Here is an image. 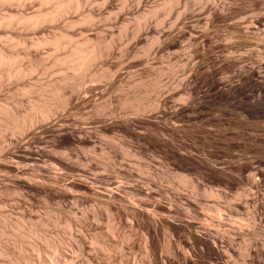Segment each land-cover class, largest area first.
<instances>
[{"label":"rangeland","instance_id":"obj_1","mask_svg":"<svg viewBox=\"0 0 264 264\" xmlns=\"http://www.w3.org/2000/svg\"><path fill=\"white\" fill-rule=\"evenodd\" d=\"M102 2L88 0L86 9L106 13L95 17L94 26L72 32L113 40L109 68L119 69L121 76L98 85L95 98L91 94L106 104L99 114L84 104L52 118L69 128L87 123V133L72 136L34 127L19 136V146H9L36 152L31 164L8 162L0 148V250L7 252L0 255V264H21L19 244L30 248L36 242L39 253L26 254L45 264L50 240L62 243V253L73 256L75 264H179L186 249L175 243L185 235L184 222L191 216L186 211L173 218L156 216L163 224L159 221L153 235L156 256L151 259L141 247L151 224L130 206L158 201L167 206L173 196L180 202L197 198L211 217L214 207L225 219L236 217L243 228L238 258L242 250L256 246V254L242 262L264 264V0H172L170 11L148 18L137 38L131 37L132 24L119 37L121 22L139 4L148 9L162 0H127L123 11L121 0H109L105 8ZM153 38L158 42L144 54ZM53 78L49 73L40 79ZM33 97L20 99L27 104ZM152 100L157 107L151 111L147 106ZM139 105L146 109L138 112ZM118 116L128 118L130 125L120 124ZM7 134L0 135L5 146ZM109 184L114 194L106 191ZM18 226L32 236L20 239L13 233ZM168 240L178 248L173 260L164 250ZM212 260L221 264L225 258ZM194 262L189 261L201 264Z\"/></svg>","mask_w":264,"mask_h":264},{"label":"bare ground","instance_id":"obj_2","mask_svg":"<svg viewBox=\"0 0 264 264\" xmlns=\"http://www.w3.org/2000/svg\"><path fill=\"white\" fill-rule=\"evenodd\" d=\"M108 1L109 0H103V2L100 4V7H104L106 4H108ZM97 3L99 4V2ZM120 3L121 6L119 7V10L123 11V9L126 8L127 0H121ZM87 4H88V0H0V135L6 132L7 133L9 132L12 135L9 138L10 134H7L8 139L6 140L7 142L6 146L4 145L5 142L4 144H1L2 143L1 142L0 148H1V157L7 159L8 162L12 161L14 165L15 164L22 165V163L26 164V162L28 161L29 163L35 162L34 159L35 157L33 158V156L36 152H34L33 154L31 153V151H28L27 148L23 149V151L22 150L21 151L18 150L17 152L14 151L15 146L17 147L19 141L21 140L19 136L24 135L26 132L32 129L35 130L34 127H38V126L45 129L51 128L50 130H52L53 128H55L53 130H56L57 128L59 133L60 132L68 133L72 136H74L73 133H75V135L77 133L79 135L83 133L85 134L87 133V130L84 127L85 123L77 124L74 127L73 125H71V127L73 128H69L70 124L68 125L69 127L66 126L67 125L66 123H65L66 125L54 124L55 121L57 120L55 119L54 121H52V118L60 115V113L66 112L68 110H72L71 108L77 109V107L84 104L89 105V107L87 108H90L91 106L92 107L91 111H93L94 114H99L106 107V104H103V102L98 103L96 102V100L93 99L96 97L94 95L95 90L99 92V90L97 89L101 88V86L100 88L99 87L97 88L98 85L103 84L102 82L107 80H109L110 82L112 80H115L114 79L116 78L115 76L119 74V69L111 72L110 70L111 67L109 65L111 50L113 49L114 46L113 43L111 42L113 40H111L110 42L102 41L99 38L95 40L93 39V37L91 38L88 35H84L85 33L81 31L83 28L80 30L81 32L78 33H74V31L72 32V30H76L75 28L78 26H88V28L94 26V22H96L95 17L102 16L104 12L106 13V11H104L105 7L103 8L104 12H102L101 10H97V12H95L96 10H94L93 8L88 7L86 9ZM171 5H172V0H162L160 4H157L152 7L149 6L150 8L148 9L140 8V4H139V7L135 12V14H133L132 17L129 18L128 20H125L126 23L121 22L120 24L121 26L118 27L120 28L119 37H122V35L124 34L126 35V33H128L126 32L128 26L132 24L133 36L131 37L137 38L138 34L142 30H144V28L146 30L145 26L148 18L150 19V17L152 16L154 18V16H156L154 14L159 10H162L163 12L164 11L169 12ZM82 9H84L83 12H81ZM96 29L98 28L96 27ZM76 35L77 36L79 35L78 36L79 38H76L75 37ZM157 42H158V38H153L147 44L148 48L144 50V54L147 53L148 50H150L151 46ZM47 48L48 51L45 50ZM41 49L42 50L44 49L46 52L43 51L41 52ZM129 54L131 55V53ZM114 68H117V65H115ZM49 73L50 75L51 73L55 74V78H53V80L50 81L48 79L49 82L48 81L44 82L40 79L45 75L49 76ZM119 75H117V77ZM30 94L32 96L34 95L33 97L34 99L29 102L27 100L28 103L25 104L26 100L24 101L25 102L24 103L22 101V98ZM91 94L94 95V98H92ZM20 97L22 98L20 99ZM8 100H11V102H8ZM127 101H128L127 99L122 101V104H125ZM156 107H157V103L153 100L147 106V108H149L151 111L156 109ZM145 109H146L145 107L140 105L137 107L138 112L143 111ZM118 120L119 123L122 125H126V126L130 125V120L124 116H118ZM61 122L59 121V123ZM12 145H14V147H12L14 148L13 150L9 148V146ZM64 156H66V153L64 154ZM8 158L10 159V161ZM32 166H34V164ZM22 172H24V170ZM22 172L21 174H23ZM256 175L258 176L259 179L260 176L259 173ZM38 177L36 179H38ZM32 178L34 179V177ZM39 178H40L39 180L44 179V178L41 179V177ZM47 181L46 182L49 183V180ZM253 183L255 184V182ZM112 184L111 185L109 184L106 190L110 194L115 193L113 191L114 189H112ZM29 185L31 186L32 184L29 183ZM38 186L40 187V185ZM191 188L193 192L196 193L198 189L197 186L191 183ZM178 201L180 204H178ZM130 206L133 211V214L140 216L142 220L144 218L148 222V224H151L150 228L147 227V230L145 229L146 233L143 234L144 238H142L144 242H143V246H141L143 247L148 257L151 259H154V257L156 256V248L155 245L153 244V237H154L153 235L155 234V231L159 228L158 225L160 223L163 224L162 223L163 220H161L162 222L159 220L160 221L159 223V221L156 219V216L159 213H164V215L167 214V216L164 217L173 218L174 215L177 216L182 211H186V213H188L191 216V217L190 216L186 217V218L190 217L189 219H191V221L184 222L187 223L183 228L184 230L183 232H185V235L182 238L177 237L178 238L176 239L177 242L175 240L176 245H178L183 249H186L184 254L182 251H181L182 253L181 252L179 253L181 254V256L182 254L184 255L182 256L184 257V261L182 259L183 263L181 262L182 264H191L189 263V261L190 262L192 261V263L194 261L196 263L200 262L201 264H217L212 260V257H217L218 259H222L224 257L225 260L224 262L222 261L221 264H244L241 258H244L245 256H250L252 254L254 256V253L256 254L255 251V248L257 249L256 246H254L255 247L254 249L252 247H247L244 250H242V257L239 252L241 257L240 260L238 258L239 255L237 256L238 253L236 251L238 248L237 247L238 239L239 237H241L240 235L242 234L241 232V230L243 229L242 225L239 224V221L238 222L236 221V217L234 219L233 217H229L230 215L229 216L227 215L229 218L225 219L224 218L225 216L223 217V215L220 213L221 211L219 207H214L213 209L214 215H212V217L209 216V214L207 215L206 214L207 206L202 204V202H200L195 197H193L191 200L180 202V200L174 198L173 196L172 198L169 199V203L167 206H165L162 202L159 201L153 205L146 204V205L137 206L130 203ZM174 222L176 221H173L172 219V222L170 223L173 224ZM49 224H55V222L50 220ZM179 224L182 225L181 223ZM180 225L178 226L180 227ZM68 226L72 227L70 223L68 224ZM182 227L183 226H181V228ZM16 232L21 236L20 239L24 238L25 240L27 238L29 239L32 236V233L25 232L23 229L19 228V226L16 229H14L13 233ZM104 234L102 233V235ZM36 237L37 236H35V238ZM171 240L174 243V240L173 239ZM53 241L50 240L46 243V251L44 253L45 260L43 263L75 264L74 263L75 258L73 256H68L69 254L68 255L66 254L67 251H65V254L62 253L64 252L62 251L63 250L62 243L60 245L59 242L56 245L57 241L55 240ZM171 243L168 240L167 245H165V248L163 246V248L164 250H166L167 254L169 255V258L171 257L173 260V257L178 256L177 255L178 248L177 249L173 248L176 245L175 246L173 245L172 247ZM35 244H31L30 248H25L26 246L22 245V243L19 244L21 245L20 247L17 245L19 248L18 258L21 260L23 264H42L40 263V260L39 261L36 260L38 257L34 259L32 258V256H27L26 254L27 251L33 252L40 249V248L38 249L37 247L38 245L36 246ZM27 246L29 245L27 244ZM101 251L104 252V250L102 249ZM6 253L7 252H3L0 250V255H4ZM11 253L12 252H10V257L12 256ZM38 253L34 252L33 255L36 254L38 256ZM71 255H75V254L71 253ZM169 261L170 263L172 262L171 260Z\"/></svg>","mask_w":264,"mask_h":264}]
</instances>
